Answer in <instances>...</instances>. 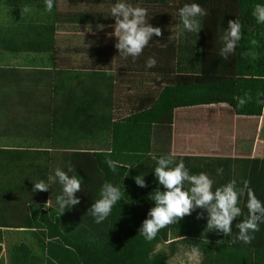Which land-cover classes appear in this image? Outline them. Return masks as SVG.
<instances>
[{
	"label": "trees",
	"instance_id": "1",
	"mask_svg": "<svg viewBox=\"0 0 264 264\" xmlns=\"http://www.w3.org/2000/svg\"><path fill=\"white\" fill-rule=\"evenodd\" d=\"M140 1L177 4L178 11L185 4L197 3L207 13L197 18L201 28L199 34L185 30L179 18L174 84L163 87L150 108L111 123L106 149L71 154L64 171H68L70 163L74 171L69 175L81 179L82 191L77 193L81 203L64 214L56 202L57 196L62 194L58 181L50 184L48 192L32 191L33 183L41 179L47 182L49 176H54L49 161L44 164L34 156L25 160L18 156L19 151L0 148V264L4 263L1 246L8 229L22 230L28 234L30 242H16L8 247L6 264H167L173 252H155V247L169 238L175 240L171 243L180 240L191 248L198 247L202 253L200 264H264V247L252 242L247 245L239 241L233 243L238 235L236 223L248 215L246 196L240 198L242 215L233 222L230 236L206 229L207 213L203 209L192 212L179 224L160 230L151 241L139 234L149 210L155 207L154 201L149 199L150 194L156 189L164 191L155 178L157 164L152 157L159 159L168 155L150 154L151 130L155 123L176 108L209 104H226L238 116H261L264 107L260 102L264 101V24L257 23L252 12L255 5H264V0ZM229 20L240 23L242 38L234 54L224 60L219 53ZM18 73L0 66V91L11 84L17 86L16 91H30L26 84L33 77ZM87 76L94 88H100L102 83L103 91H108L109 112L112 75L89 73ZM56 88L54 84L53 89ZM245 93L251 96L250 100ZM239 99L246 100L243 106ZM197 117L207 120L205 122L213 121L202 125L204 129L214 122L222 128L220 114H198ZM214 127L208 131H214L213 138L217 141L223 133L219 131L223 130ZM173 157L177 163L182 160L190 174H207L214 182L213 191L232 180H236L238 188L242 187L243 181H250L256 197L264 204V159ZM107 160L116 162L115 171ZM221 168L223 172L218 174L217 170ZM139 175H144L147 187L135 184L134 178ZM105 183L118 187L122 195L110 215L97 224L88 210L100 198ZM188 187L186 184L185 189ZM50 198L52 205L45 208ZM198 215L203 218L197 219ZM255 234L258 239L264 235V223L259 224Z\"/></svg>",
	"mask_w": 264,
	"mask_h": 264
},
{
	"label": "crops",
	"instance_id": "2",
	"mask_svg": "<svg viewBox=\"0 0 264 264\" xmlns=\"http://www.w3.org/2000/svg\"><path fill=\"white\" fill-rule=\"evenodd\" d=\"M117 2L54 0L49 12L45 0H0L3 67L7 53L10 69L44 81L42 89L47 88L0 91V148L19 151L18 156L25 160L34 156L44 164L49 161L53 174L57 168L64 171L72 153L106 149L111 123L150 108L163 87L174 84L179 41L177 4L126 0L133 7L147 9L148 23L163 33L162 37L154 36L133 59L119 55L117 40L110 36L115 24L110 10ZM25 6L30 11L22 14ZM149 57L157 61L153 68L146 67ZM89 73L112 75L109 112L108 91H103L102 83L94 88L87 81ZM87 86L92 88L86 90ZM198 114H220L222 128L214 122L204 129L202 125L213 121L205 122ZM213 126L223 130L217 141L214 131H208ZM150 154L264 159V107L261 116H238L226 104L176 108L152 126ZM6 231L4 239L9 232L28 236L17 233L22 230Z\"/></svg>",
	"mask_w": 264,
	"mask_h": 264
},
{
	"label": "clouds",
	"instance_id": "3",
	"mask_svg": "<svg viewBox=\"0 0 264 264\" xmlns=\"http://www.w3.org/2000/svg\"><path fill=\"white\" fill-rule=\"evenodd\" d=\"M53 5L54 0H45L46 11L51 12ZM29 11L30 8L27 6L21 9L22 14ZM110 11L111 17L115 21V24L111 26L114 30L110 36H114L117 40L115 47L119 55L135 59L142 54L154 36L162 37L163 35L160 27H153L148 23L147 9L133 7L126 0H118ZM178 15L185 30L199 34L201 28L197 18L207 15V13L199 4L191 3L180 8ZM252 15L257 23L264 24V5H255ZM241 38L240 23L237 20H229L228 27L224 29L222 37L223 47L219 53L221 58L227 60L230 55L234 54ZM252 43L256 42L252 41ZM156 64V59L149 57L146 67L153 68ZM245 97L248 100L251 99L248 93H245ZM245 102V99H239L241 106ZM260 102L264 103V101ZM152 158L156 160L157 164L154 168L155 178L164 191L156 189L150 194L149 199L154 201L155 207L149 210L148 218L142 222L139 234L151 241L160 230L173 224H179L192 212L203 209L207 213L206 229L211 230L210 232L220 233L225 237L230 236L233 222L242 215V209L239 206L240 198L246 196L248 215L236 223L238 235L233 243L239 241L246 245L251 244L255 238L253 234L259 231V224L264 223V204L256 197L250 187V181H243L242 187L238 188L236 180H232L213 191L214 182L207 174H190L184 162L181 160L177 163L171 154L161 156L159 159L155 156ZM106 163L115 171L116 162L107 160ZM73 171L70 163L67 172L57 168L54 176H49L47 182L41 179L39 182L33 183V193L48 192L50 184L58 181L62 187V194L57 196L56 202L64 214L81 203L77 198V193L82 191L81 179H78L76 175L70 176L69 173ZM217 172L222 174L223 169H218ZM134 182L141 188L147 187L144 175L136 176ZM186 184L189 186L187 189H185ZM121 195L120 189L111 183H105L102 186L100 198L88 210L97 224L103 222L110 215L113 206L121 199ZM50 203L51 198L44 207L46 208ZM201 218H203L201 215L197 216V219ZM185 255L187 264H200L202 253L198 247L193 246ZM181 264L184 262L182 261Z\"/></svg>",
	"mask_w": 264,
	"mask_h": 264
},
{
	"label": "rangeland",
	"instance_id": "4",
	"mask_svg": "<svg viewBox=\"0 0 264 264\" xmlns=\"http://www.w3.org/2000/svg\"><path fill=\"white\" fill-rule=\"evenodd\" d=\"M0 54L1 55L4 54V52L1 51V47H0ZM5 55H6L5 56V62L7 64L5 67L12 66V64L8 63V61H9L8 60L9 59L8 54L5 53ZM3 65H4L3 61L0 60V66H3ZM43 83H45V82L41 81L40 79L37 78V79H33V80L28 81V83L26 85L29 86L30 91H47V90H45L47 88L42 89V87H44ZM6 84L9 85L7 80H6ZM15 87L17 88V86H13L11 84V85H9V87H6V88H4V90H1V91H16ZM0 102H1V100H0ZM0 117H1V115H0ZM50 205H52V202L50 203ZM46 207L48 208L49 205H47ZM10 233H16V232H9V234H6L5 239H4V244L2 245V249L4 250L2 253L3 258L6 255L8 247H10L13 243L21 242V241L26 242V243L30 242L29 236L23 235V237H22V236H18L19 234L15 235V234H10ZM17 233H25V232H17ZM4 235H5V233H4ZM13 235H15V236H13ZM257 236H258V234L254 233L255 238L253 239L252 243L255 246L264 247V235L260 239H258L259 237H257ZM172 241H175V240H171L169 238V240L167 242L160 243V244L156 245L155 252H166V253L173 252V254L170 257V259L168 260L167 264H181L182 261L184 262V264H187V257L185 255V253L190 251L191 247H189L184 241L178 240L176 242L171 243ZM201 261H202V256L200 259V263H201Z\"/></svg>",
	"mask_w": 264,
	"mask_h": 264
}]
</instances>
